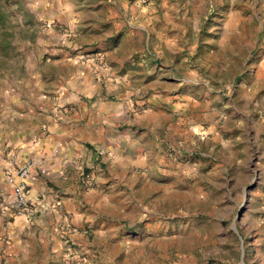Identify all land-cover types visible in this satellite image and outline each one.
<instances>
[{"label":"rangeland","instance_id":"obj_1","mask_svg":"<svg viewBox=\"0 0 264 264\" xmlns=\"http://www.w3.org/2000/svg\"><path fill=\"white\" fill-rule=\"evenodd\" d=\"M172 1L132 0L121 9L116 20L123 25L108 38L121 55L107 59L86 29L77 48L71 49L76 36L62 40L65 27L76 35L77 30L68 23L48 25L49 0H0L1 205L7 188L3 165L20 140L11 126L27 122L20 115L13 120L12 109L24 110L35 74L43 76L47 96L53 97L62 86L64 57L93 61L96 74L130 70L134 85L150 75L140 74L138 62L153 59L162 74L172 75L177 95L173 102L136 98L141 103L134 102L135 113L166 112L163 141L146 147L134 201L114 203V222L77 230L89 238L90 251L64 239L61 264H264V78L258 71L264 51L256 44L262 27L251 13L255 0H195L193 10L187 0H176L187 31L166 48L167 29L143 14L167 13L162 7ZM141 25L151 30L148 44L138 32ZM130 30L138 32L134 41L126 38ZM123 55L129 65L114 62ZM126 90L122 85L120 92ZM116 91L105 96L116 106L126 104ZM2 211L0 237L16 217L4 219ZM71 252L79 263L69 259Z\"/></svg>","mask_w":264,"mask_h":264},{"label":"crops","instance_id":"obj_2","mask_svg":"<svg viewBox=\"0 0 264 264\" xmlns=\"http://www.w3.org/2000/svg\"><path fill=\"white\" fill-rule=\"evenodd\" d=\"M49 1L51 11L44 16L48 25L68 23L77 30V35H73L76 42L71 49L78 47V40L86 29L90 41L105 51L107 59L121 55L111 42L112 38H108L119 33L123 20L118 22L116 16L121 9L127 10L132 0ZM164 4L161 7L167 13L143 15L158 19L167 29L165 47L170 48L179 41L180 32L186 33L187 17L180 16L176 0ZM186 5L193 10L195 0H187ZM251 7V13L262 27L256 44L264 51V0H255ZM192 13V18H196L197 12ZM135 17L137 15L131 20ZM105 25L116 30L108 34ZM148 26L141 25L143 32L138 31L142 38L146 35V44L151 31ZM138 32L127 31V40L134 41ZM62 40H67L64 34ZM43 57L44 54L39 58L41 62ZM89 62L93 61L85 63L79 55L62 58L60 65L65 73L59 76L62 86L55 90L53 97L47 96L43 76L35 74L32 97L24 104V110L12 109L13 120L20 115L27 118V122L11 126L13 131L17 129L20 140L12 145L3 165L7 168L3 174L7 187L3 196L13 189L8 180L13 164L35 155L44 163L29 178L31 196L49 205L50 211L37 214L33 224L23 215L14 217L8 233L3 232L0 237V264H61L63 240L67 237L77 242L81 249L90 251L92 244L88 237L80 232L68 234L65 228L71 226L82 231L95 222L97 225L114 222V203L134 201L141 177L139 169L147 164L149 142L163 141L161 133L166 124V112L148 109L141 114L135 113L134 102L141 103L136 98L147 97L152 98L149 102H173L177 95L171 87L172 75L162 74L153 59H142L138 62L143 67L140 74L150 75L145 82L134 85L130 70L120 75L115 70L102 69L96 74ZM114 62L124 66L131 61L123 55ZM258 71L264 78V56L258 63ZM122 85L127 88L126 92H120ZM116 90L119 91L116 97H124L126 104L116 106V102L110 100L109 94ZM170 127L173 126L170 124ZM84 168L93 175L95 183L92 187H87L82 180ZM1 208L4 210L0 204ZM11 215L5 210L1 213L4 219Z\"/></svg>","mask_w":264,"mask_h":264},{"label":"built area","instance_id":"obj_3","mask_svg":"<svg viewBox=\"0 0 264 264\" xmlns=\"http://www.w3.org/2000/svg\"><path fill=\"white\" fill-rule=\"evenodd\" d=\"M73 29L70 27H65L63 29L64 35L66 37H72L74 35ZM176 154V152H171V155ZM44 160L41 157L31 155L24 160L13 164L12 169L8 174V180L12 183V192L4 197L2 207L5 211L10 212L13 215L19 216L23 215L28 223L33 224L36 219V215L40 213H48L50 211V206L45 205L40 199L34 200L31 196V186L29 184V178L31 177L33 171L37 168L43 166ZM82 180L87 187H92L95 183L93 175L89 173L87 169L82 171ZM76 227L68 226L65 228L66 233L77 232ZM70 237H67L68 241ZM78 256L74 252H71L69 259L75 261ZM80 260H78V263Z\"/></svg>","mask_w":264,"mask_h":264}]
</instances>
